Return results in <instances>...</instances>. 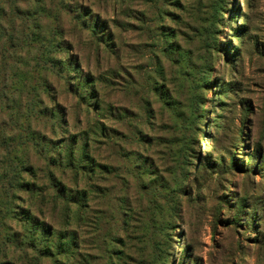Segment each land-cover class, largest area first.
Returning <instances> with one entry per match:
<instances>
[{
	"label": "trees",
	"instance_id": "trees-1",
	"mask_svg": "<svg viewBox=\"0 0 264 264\" xmlns=\"http://www.w3.org/2000/svg\"><path fill=\"white\" fill-rule=\"evenodd\" d=\"M224 4L0 0V264H126L171 211L156 158L188 138L179 99H203Z\"/></svg>",
	"mask_w": 264,
	"mask_h": 264
},
{
	"label": "rangeland",
	"instance_id": "rangeland-1",
	"mask_svg": "<svg viewBox=\"0 0 264 264\" xmlns=\"http://www.w3.org/2000/svg\"><path fill=\"white\" fill-rule=\"evenodd\" d=\"M217 22L215 50L199 55L209 60L203 99L197 105L185 94L179 99L188 138L156 158L174 173L165 194L171 211L148 237L127 239L126 264H264V0H225ZM161 127L168 126L158 122L155 135L165 136ZM103 155L117 161L114 150ZM119 189L110 185L112 195ZM85 241L82 248L99 257L95 241Z\"/></svg>",
	"mask_w": 264,
	"mask_h": 264
}]
</instances>
